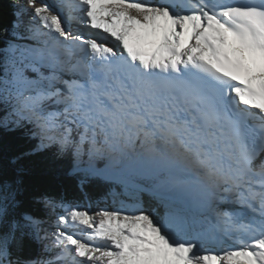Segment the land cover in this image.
<instances>
[{"label":"snow or ice","instance_id":"snow-or-ice-1","mask_svg":"<svg viewBox=\"0 0 264 264\" xmlns=\"http://www.w3.org/2000/svg\"><path fill=\"white\" fill-rule=\"evenodd\" d=\"M5 16L0 130L31 147L0 167V264H264V0H11Z\"/></svg>","mask_w":264,"mask_h":264},{"label":"trees","instance_id":"trees-1","mask_svg":"<svg viewBox=\"0 0 264 264\" xmlns=\"http://www.w3.org/2000/svg\"><path fill=\"white\" fill-rule=\"evenodd\" d=\"M11 0H0V7L10 4ZM4 11L10 13L11 8H4ZM10 19V16L0 17V20ZM31 144L19 133H11L0 130V167L11 165L12 159L16 155L30 151ZM29 165L38 171L47 173V179L50 185L61 191L69 200L86 203L81 199V193L76 184L68 178L62 169V165L55 161L51 154L35 155L28 161ZM89 196L95 205L99 197V192L95 189L89 190Z\"/></svg>","mask_w":264,"mask_h":264},{"label":"bare ground","instance_id":"bare-ground-1","mask_svg":"<svg viewBox=\"0 0 264 264\" xmlns=\"http://www.w3.org/2000/svg\"><path fill=\"white\" fill-rule=\"evenodd\" d=\"M102 38V37H101Z\"/></svg>","mask_w":264,"mask_h":264}]
</instances>
